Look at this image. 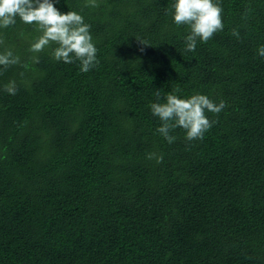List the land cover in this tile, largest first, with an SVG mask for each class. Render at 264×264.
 I'll return each mask as SVG.
<instances>
[{
	"label": "trees",
	"instance_id": "obj_1",
	"mask_svg": "<svg viewBox=\"0 0 264 264\" xmlns=\"http://www.w3.org/2000/svg\"><path fill=\"white\" fill-rule=\"evenodd\" d=\"M53 3L91 25L99 64L30 52L19 17L0 29L20 57L0 67V264H264V0H221L195 52L174 0ZM176 88L226 102L202 140L156 132L149 104Z\"/></svg>",
	"mask_w": 264,
	"mask_h": 264
},
{
	"label": "clouds",
	"instance_id": "obj_2",
	"mask_svg": "<svg viewBox=\"0 0 264 264\" xmlns=\"http://www.w3.org/2000/svg\"><path fill=\"white\" fill-rule=\"evenodd\" d=\"M85 7H99L97 0H85ZM171 15L176 26H184L188 34L184 37L185 51L195 52L197 43H207L215 33L223 31V7L221 0H174ZM17 17L28 25H35L40 33L30 45L29 51L38 54L51 45H56L52 56L57 61L71 64L79 61L80 71L87 73L99 64L98 49L91 35V25L87 24L83 15L77 11L60 12L53 0H0V29L16 24ZM232 35L239 39V31L232 30ZM141 44L146 42L137 39ZM4 38L0 35V45ZM143 51V49H141ZM258 55L264 57V45L259 46ZM38 62V56L32 57ZM20 64V57L8 48L0 52V67L3 70ZM16 82L9 81L4 91L15 95ZM181 90L173 89L161 98L160 90L155 93L156 101L149 104L153 116L160 121L156 132L169 144L176 140L171 133L183 129L187 141L202 140L215 123L207 113L218 115L227 107L224 100L218 103L209 96L194 93L182 97ZM148 159L156 158L157 163L163 161V155L149 153Z\"/></svg>",
	"mask_w": 264,
	"mask_h": 264
}]
</instances>
